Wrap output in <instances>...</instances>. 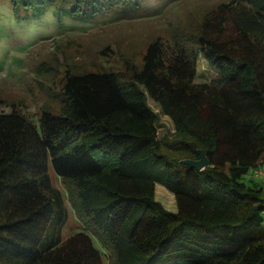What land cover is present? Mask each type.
<instances>
[{
  "label": "trees",
  "instance_id": "obj_1",
  "mask_svg": "<svg viewBox=\"0 0 264 264\" xmlns=\"http://www.w3.org/2000/svg\"><path fill=\"white\" fill-rule=\"evenodd\" d=\"M40 1L92 21L146 0ZM228 14L236 35L223 39ZM185 44L158 38L124 72H68L58 112L37 123L0 111V264H105L94 236L110 264H264V184L249 177L264 167V0L220 5ZM200 58L211 82H197ZM149 98L173 140L160 139ZM199 150L205 170L180 164ZM51 168L93 237L64 240L69 211ZM158 185L177 212L156 200Z\"/></svg>",
  "mask_w": 264,
  "mask_h": 264
},
{
  "label": "rangeland",
  "instance_id": "obj_2",
  "mask_svg": "<svg viewBox=\"0 0 264 264\" xmlns=\"http://www.w3.org/2000/svg\"><path fill=\"white\" fill-rule=\"evenodd\" d=\"M229 3L230 0H146L141 8L127 15L118 12L83 21L59 10L63 6L59 2L49 5L40 0H0V111L9 114L17 109L37 123L44 109L58 112L56 97L61 94L68 72H124L129 62L142 67L153 41L159 38L189 45L206 18L220 5ZM221 29L223 39L236 35L230 14ZM198 71L197 82H211L217 75L204 58L199 59ZM148 104L160 114L152 99ZM175 134L171 119L160 114V139L166 136L171 141ZM50 173L69 211L64 240L78 232L93 237L72 206L65 181L52 168ZM254 175L253 170L249 177ZM156 200L166 210L177 212L175 196L161 185L157 186ZM93 239L104 263L110 264V251L95 236Z\"/></svg>",
  "mask_w": 264,
  "mask_h": 264
},
{
  "label": "water",
  "instance_id": "obj_3",
  "mask_svg": "<svg viewBox=\"0 0 264 264\" xmlns=\"http://www.w3.org/2000/svg\"><path fill=\"white\" fill-rule=\"evenodd\" d=\"M180 164L188 166L190 168H193V169L197 170L198 172H201L210 166V161H209L205 151L199 150V159H197V160L184 159V160L180 161Z\"/></svg>",
  "mask_w": 264,
  "mask_h": 264
},
{
  "label": "built area",
  "instance_id": "obj_4",
  "mask_svg": "<svg viewBox=\"0 0 264 264\" xmlns=\"http://www.w3.org/2000/svg\"><path fill=\"white\" fill-rule=\"evenodd\" d=\"M255 173L256 177L264 184V167H259Z\"/></svg>",
  "mask_w": 264,
  "mask_h": 264
}]
</instances>
